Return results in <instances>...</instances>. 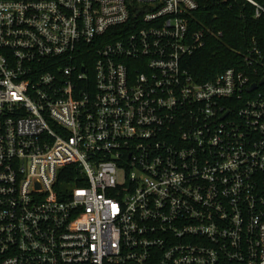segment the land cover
Returning a JSON list of instances; mask_svg holds the SVG:
<instances>
[{"label":"built area","instance_id":"obj_1","mask_svg":"<svg viewBox=\"0 0 264 264\" xmlns=\"http://www.w3.org/2000/svg\"><path fill=\"white\" fill-rule=\"evenodd\" d=\"M199 8L0 0V264H264V51L197 80Z\"/></svg>","mask_w":264,"mask_h":264},{"label":"trees","instance_id":"obj_2","mask_svg":"<svg viewBox=\"0 0 264 264\" xmlns=\"http://www.w3.org/2000/svg\"><path fill=\"white\" fill-rule=\"evenodd\" d=\"M200 8L190 22L193 30H211L206 46L188 59L193 76L199 81L214 79L230 67L237 53L254 42L264 51V17L256 18L254 7L245 0H199ZM223 35L219 36L218 33ZM69 177L67 183L74 184Z\"/></svg>","mask_w":264,"mask_h":264},{"label":"water","instance_id":"obj_3","mask_svg":"<svg viewBox=\"0 0 264 264\" xmlns=\"http://www.w3.org/2000/svg\"><path fill=\"white\" fill-rule=\"evenodd\" d=\"M261 85H264V79H263L259 84H254V85L250 88V90H252V89H256V88H258V87L261 86Z\"/></svg>","mask_w":264,"mask_h":264}]
</instances>
